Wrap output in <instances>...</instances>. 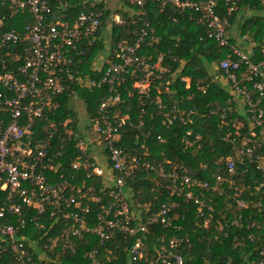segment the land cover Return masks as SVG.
Listing matches in <instances>:
<instances>
[{"label": "trees", "instance_id": "trees-1", "mask_svg": "<svg viewBox=\"0 0 264 264\" xmlns=\"http://www.w3.org/2000/svg\"><path fill=\"white\" fill-rule=\"evenodd\" d=\"M49 1L53 11H56L59 6L56 0ZM106 1L108 0H66L67 5L60 9L63 19L73 24L83 5L92 6L99 13L102 23L92 44H83L84 54L76 58L74 72L75 77L80 79H76L63 95L56 98L55 108L47 110L44 118L37 121L35 134L31 139L42 138L50 123L58 126L69 115H74V101L84 106L90 126L92 125L99 114L98 103L107 95V88L89 86L87 80L101 76L114 60L116 44L121 39L136 41L141 20L146 17L155 41L151 46L143 43L139 55L150 54L155 57L162 52L171 72L177 70V74L167 91L160 87L163 81L152 79L150 89L141 95L137 94L135 83L141 78L139 73L127 78L124 84L117 87L122 100L113 108V114L123 117L129 113L131 117L120 129L116 145L124 149L127 157L136 153L144 161L162 164L165 169H174L197 180L207 181L210 186H216L217 191H204L201 199L206 207L203 216H198L196 205L186 202L183 196L172 191L166 179L144 171H137L126 177L123 191L129 209L135 216L131 222L133 226L143 222L161 203L177 202L178 206L170 212V217L175 215L172 226L149 225L148 232H138L134 236L117 233L116 239L108 244L109 264H128V250L137 238L141 240L140 249L144 254L138 263L160 264L157 262L158 244L173 235L188 239L176 250L182 255L184 264H264V144L259 164L237 162L235 172L231 175L226 166L227 158L234 155L236 143L248 136L258 137V131L252 125L242 97L239 95L245 110L240 114L235 110L238 102L232 95H237L232 84L227 80L229 88L215 80V76L226 77L218 63L228 49H219L216 41L207 37L204 26L197 22L198 15L182 13L172 6L159 11L154 3L146 4L142 10L131 4L133 14L129 16L122 10L118 13L123 19L122 24L111 23L109 28L105 25L111 17ZM124 2L128 4L130 0ZM9 13L8 7L0 4V19L5 16V29H20L22 20H26V14H16L8 19ZM235 21L238 23L236 34L246 35L245 41L253 46L252 51L249 48L248 51L245 50L250 61L257 63L264 59V5L258 0H239L238 8L230 18L231 25ZM106 39L110 44L108 51ZM230 40L233 41L232 38ZM167 50H170L169 54ZM13 51V56L8 55V52H12L11 49L4 48L0 52V57H3L0 60V74L15 69L13 58L21 53V48L17 47ZM102 54L104 57L106 54V58L102 66L96 68V60ZM168 55L176 60H171ZM245 71L246 67L241 65L236 74L240 84L251 89V84H247L242 78ZM184 77L190 79L188 88L185 87ZM262 80L264 81V77ZM253 94L256 96L257 93ZM153 99H158L165 106L163 111L176 103L186 120L185 124H167ZM261 107L264 110V101ZM141 109L144 110L143 113ZM138 121H143V125L137 126ZM66 125L71 128L73 139L67 141L66 133L59 129L61 142L54 141L53 150L60 156L54 159L53 164H60L61 170L51 173V179L60 181L68 178L77 180L80 184L84 182L87 186L93 185L96 190L102 189L104 177L87 179L83 167L72 169L74 162L91 161L93 155H80L74 149L76 122H66ZM188 131L190 133L186 134ZM103 155L106 156L105 151ZM217 177L220 178L219 181ZM109 185L111 187L112 181H109ZM192 190L194 193L201 191L195 187ZM102 199L101 203H90L89 217H94L102 205L107 204L109 196L105 195ZM237 200L244 201L246 206L238 207ZM33 215V209L24 208L19 215H8L7 221L17 229L19 238H25L24 243L29 253L37 260L36 253L44 249V243L52 235L60 234L61 225L53 224L51 219L45 218L44 229L36 228L30 221ZM239 215L240 224H233L232 221L238 219ZM21 219L26 222L24 229L18 228ZM205 219H209L207 227L203 225ZM85 238L83 245H75L74 254H61L58 264H90L83 252L96 244L97 238L88 234H85ZM51 260H54V256ZM8 261L9 256L0 251V264H7ZM50 264L55 263L51 261Z\"/></svg>", "mask_w": 264, "mask_h": 264}, {"label": "built area", "instance_id": "built-area-1", "mask_svg": "<svg viewBox=\"0 0 264 264\" xmlns=\"http://www.w3.org/2000/svg\"><path fill=\"white\" fill-rule=\"evenodd\" d=\"M258 1L264 5V0ZM56 2L59 6L53 11L49 0H0V4L10 10L8 19L16 14H26L20 29H5V16L0 19V52L4 48L11 49L8 55L13 56V50L21 48V53L13 58L15 69L0 74V251L9 256L7 264H50L51 261L58 264L59 256L74 254L75 245H83L85 234H88L95 236L97 242L85 250L83 256L90 264H109L108 244L116 239L117 233L134 236L138 232H148L149 225L172 226L175 216L170 217V212L178 206L177 202L161 203L143 222L133 226L131 222L135 216L129 209L123 191L126 177L144 171L166 179L172 191L183 196L186 202L196 205L198 216H203L206 207L201 199L204 191L217 190L207 181L197 180L174 169H165L162 164L144 161L136 153L127 157L124 149L116 145L120 129L131 117L129 113L123 117L113 114V108L122 100L117 87L139 73L141 78L135 83L137 94L148 91L152 79L163 81L160 87L167 91L177 74V70L171 72L162 52L155 57L150 54L139 55L143 43L151 46L155 41L146 17L141 20L136 41L121 39L116 44L114 60L101 76L87 80L92 87L106 86L107 95L98 103L99 114L91 125V139L87 134L82 136L74 133L73 147L80 155H84L89 150L88 142L94 147L97 145L99 155L105 151L106 161L100 166L93 157L91 161L74 162L72 169L83 167L87 179L104 177L102 189L96 190L93 185L87 186L84 182L80 184L68 178L60 181L51 179V173L61 170L60 164H53L54 159L60 156L53 150L54 141L61 142L59 129L66 133L67 141L72 140L71 128L67 127L66 122L58 126L50 123L42 138L33 140L31 136L35 134L37 121L44 118L47 110L56 107V98L63 95L76 79H80L75 77L74 72L76 58L84 54L83 44H92L102 23L99 13L92 6L83 5L75 22L69 24L60 13V9H64L68 2ZM148 3L156 4L159 11L172 6L182 13L198 15L197 22L204 26L207 37L215 40L219 49H228L218 63L219 68L232 84L234 92L242 97L258 137L248 136L235 144L234 155L226 160L227 170L230 175L233 174L237 162L259 164L264 141V110L261 107L264 101V59L257 63L251 62L244 49L230 40V18L236 12L239 0H130V4L141 10ZM240 39L245 41L247 36L241 35ZM167 57L176 60L170 55ZM241 65L246 67L242 78L251 84V89L240 84L236 72ZM153 102L167 124H185L186 120L176 103L163 111L165 106L158 99H153ZM138 125H143V121H138ZM101 145L102 151L99 149ZM217 180L220 178L217 177ZM109 181H112L111 187H108ZM194 187L201 191L194 193ZM105 195L109 196L107 204L102 205L94 217H89L90 203H101ZM236 204L240 208L246 206L242 200H237ZM24 208L34 210L30 221L36 228L44 229L45 218L61 225L60 234L52 235L44 243V249L36 253L37 260L29 253L25 238H19L17 229L7 221L8 215H19ZM207 208L211 209L209 206ZM240 217L232 223L239 225ZM208 222L209 219H205L203 225L207 227ZM25 227L26 222L21 219L18 228ZM187 241L186 237L177 235L162 241L158 244L157 262L184 264L182 255L176 250ZM141 246V240L137 238L128 250V264H139L144 256ZM52 256L54 260H51Z\"/></svg>", "mask_w": 264, "mask_h": 264}, {"label": "rangeland", "instance_id": "rangeland-1", "mask_svg": "<svg viewBox=\"0 0 264 264\" xmlns=\"http://www.w3.org/2000/svg\"><path fill=\"white\" fill-rule=\"evenodd\" d=\"M125 0H109L108 2V7H109V11L111 13V17L110 19H108L105 23L106 26H108L110 28L111 23H116V24H122L123 19H121V16L118 14L119 12L126 11V8L130 9L131 4L128 2V4H125L124 2ZM129 15V14H128ZM106 26L104 28H102L103 33L104 34V30L106 28ZM106 32V31H105ZM104 39V38H103ZM106 41L108 42V39H106ZM245 46L244 47H249L250 43L248 42H244ZM110 46L109 42L106 45V50L108 51V47ZM253 48V46H252ZM107 51H104V53H107ZM245 51V49H244ZM104 58H106V54L105 57L102 55H100V57L96 60L95 63V67L96 68H100L102 66V62L104 60ZM218 65V64H215ZM72 110L74 111V115L71 114L69 115L66 120L64 122H70V121H75L76 122V133L81 134L82 136L86 134L89 136V138L91 139V135H92V128L90 126V121L88 119V116L86 114V110L84 108V106L79 103L78 101H74L73 105H72ZM93 140L95 139L94 137L92 138ZM96 141V140H95ZM88 142V141H87ZM98 146L96 145V147L92 146L91 144H89L88 142V154L89 155H93V157H95L96 162L100 165L103 166L106 158L103 154H98L96 148ZM99 149L102 151L103 150V145H101L99 147ZM175 216V215H173ZM208 226V224H207Z\"/></svg>", "mask_w": 264, "mask_h": 264}, {"label": "crops", "instance_id": "crops-1", "mask_svg": "<svg viewBox=\"0 0 264 264\" xmlns=\"http://www.w3.org/2000/svg\"><path fill=\"white\" fill-rule=\"evenodd\" d=\"M106 2H107V4H108L109 0L106 1ZM125 12H127V13L129 14V16H131V15L133 14V9H128V8H126V11H125ZM137 13H138V11H137ZM237 27H238V23H237V21H235V22L231 25V27H230L229 35H230V37L232 38L233 42H235V43H236L241 49H245L246 51H248V48H249V50L252 51V49H251V48H252L251 43H250V46H249V47H244V46H245V43H244V42H246V41H242V40L240 39V36H238V34H236L235 29H237ZM248 43H249V42H248ZM175 77H176V76H175ZM215 80H218V81L221 83V85L230 88L229 83H228L226 77H223V76H215ZM183 81L185 82V87L188 88V87H189V83H190V79H189V77H184V78H183ZM232 95L234 96V98H237V102H238L237 107H236V109H235L236 112H238V113H240V114H243V112H244V110H245V106H244V104L241 102L242 99H241L238 95H235V94H233V93H232ZM263 144H264V141H263Z\"/></svg>", "mask_w": 264, "mask_h": 264}]
</instances>
